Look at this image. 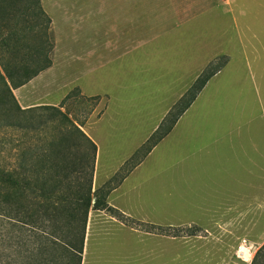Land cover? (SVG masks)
Wrapping results in <instances>:
<instances>
[{
	"label": "crops",
	"instance_id": "1",
	"mask_svg": "<svg viewBox=\"0 0 264 264\" xmlns=\"http://www.w3.org/2000/svg\"><path fill=\"white\" fill-rule=\"evenodd\" d=\"M137 1L125 21L74 22L68 26L75 34L62 37L54 12L71 22L75 1L40 0L54 48L51 65L29 82L46 74L53 105L75 86L100 97L80 126L97 147L96 186L147 140L208 62L227 55L172 129L106 197L141 222L198 232L141 230L91 209L81 264L116 236L134 245L113 251L124 264H248L264 242V0H216L190 12L169 0ZM136 36L142 50L131 56ZM110 64L117 66L102 72ZM242 240L248 252L239 256Z\"/></svg>",
	"mask_w": 264,
	"mask_h": 264
},
{
	"label": "trees",
	"instance_id": "2",
	"mask_svg": "<svg viewBox=\"0 0 264 264\" xmlns=\"http://www.w3.org/2000/svg\"><path fill=\"white\" fill-rule=\"evenodd\" d=\"M21 1L0 0V264H81L91 209L104 210L122 223L146 231L196 234L198 230L193 226L184 231L183 227H161L135 220L109 205L106 197L172 129L207 80L227 63L228 56L209 61L147 140L109 181L93 190L97 147L80 126L100 97L86 96L75 86L58 105L22 107L13 93L52 62L51 38L45 51L35 57L43 61L35 70L24 69L28 61L15 56L19 29L8 20L20 16L26 21L29 7L19 5ZM34 2L45 17L44 35L49 37L50 19L40 0ZM25 28L34 29L31 25ZM43 48L42 42L40 49ZM76 100L89 105L76 109L72 105ZM249 264H264V242Z\"/></svg>",
	"mask_w": 264,
	"mask_h": 264
},
{
	"label": "rangeland",
	"instance_id": "3",
	"mask_svg": "<svg viewBox=\"0 0 264 264\" xmlns=\"http://www.w3.org/2000/svg\"><path fill=\"white\" fill-rule=\"evenodd\" d=\"M74 1H75L76 7L75 9L71 11V14H72L71 20H70L71 22L67 21L66 18L61 14L56 15L57 10L54 12V17H57L56 24L59 25V30H61L62 37H64V33L67 35L75 34V28L74 27L69 28L68 26L69 24L71 23L73 24L74 22H76L77 24L80 23V21L82 22L86 21L87 23H89L91 21H94L95 17L100 18V16L104 21L105 20H110L109 22H111L112 20L125 21L131 16L132 4H133L132 2H134V0H74ZM169 1L174 2L179 8H183L184 11L190 12V11H194V8L198 6L199 8L209 6L216 0H169ZM135 3L143 4V0H139ZM23 4L29 7L28 14L25 15L27 17L26 21L20 16H16V17L11 16L8 22H10L12 26H15L16 28L19 29L17 32L18 40L15 46V51H14L15 56H17L18 58H21L23 61H28V65L24 66V69L35 70L43 63L41 59L40 60L35 59V57L39 58L38 56L41 55V52L45 51V49L47 48V45H49L50 43V38L53 41V48H54V37L51 32H50L51 36L49 35V37H45L44 27H45L46 20H45V17L41 13L38 12V9H37V6L34 0H23L21 1L19 5H23ZM102 5H104L105 8H103L102 14L100 15V11H101L100 7ZM191 8L193 9L191 10ZM87 9H89L88 14L85 12ZM80 13L81 15L78 17ZM108 24H109L108 22L104 24V32L105 34L111 35V33H108L106 31L107 29H109ZM124 24H126V22ZM210 24L214 25L212 24V21L210 22ZM28 25L33 26L34 29L30 30V29L25 28V26L27 27ZM68 31L70 33H68ZM77 33H79V31ZM138 38H139L138 36L135 37V45L130 50L131 56L132 55L135 56V54L141 52L142 50V42L139 43ZM42 42L44 43V48L40 49ZM1 51L6 52L3 49ZM52 54H53V49L51 52V60H52ZM113 66H115V64L107 65L104 69H102V72L103 70H105L104 71L105 73L108 71L112 72L116 68L117 65L111 69H108V67H113ZM40 79H42L40 82L37 80L34 82H29L30 81L29 80L26 83L28 86L24 88L23 93L20 91L15 92L14 95L17 101L19 102V104L26 103V102H28L30 106L39 105V104H50L49 103L50 93H48V90H47V75L43 74L42 78ZM35 89H39V90L42 89L40 91L41 93H38V95L31 94L32 92H34L31 90H35ZM72 105L74 108L81 110L82 108L85 109V107H87L89 103L86 104L85 102L76 100ZM26 107H29V106H26ZM65 109L66 108H62V110H65ZM80 117H82V114L77 115L76 119L78 120ZM108 140H109V137H108ZM113 175L111 177H113ZM111 177L105 180L104 182L99 181V184L96 186H94L92 182V189L95 190L97 188L102 187L107 181L111 179ZM183 228H184L183 229L184 231H188V228L187 230L185 227ZM141 230H144V229H141ZM183 235H189V234H186L184 232ZM119 239L120 238H117L116 236L114 238L101 241L102 243L99 245V247L98 248L95 247L97 248L95 250V253L92 251V249H90L88 254L86 255V264H124V263H121L116 258L111 257L113 256V251L126 252L127 250H131V249L133 250L134 245L132 243H129L128 238H127V241H124L123 243H120ZM139 248H142V247H139ZM253 254L251 255V259L253 257ZM250 261L248 262V264L250 263Z\"/></svg>",
	"mask_w": 264,
	"mask_h": 264
},
{
	"label": "built area",
	"instance_id": "4",
	"mask_svg": "<svg viewBox=\"0 0 264 264\" xmlns=\"http://www.w3.org/2000/svg\"><path fill=\"white\" fill-rule=\"evenodd\" d=\"M244 250H248V248H247V245H246V241L245 240H242L241 241V244L238 247L239 256H242L243 255Z\"/></svg>",
	"mask_w": 264,
	"mask_h": 264
},
{
	"label": "bare ground",
	"instance_id": "5",
	"mask_svg": "<svg viewBox=\"0 0 264 264\" xmlns=\"http://www.w3.org/2000/svg\"><path fill=\"white\" fill-rule=\"evenodd\" d=\"M245 251H246V250H244L243 255H244ZM246 252H248V251H246Z\"/></svg>",
	"mask_w": 264,
	"mask_h": 264
}]
</instances>
